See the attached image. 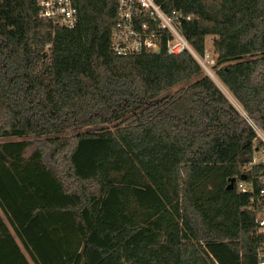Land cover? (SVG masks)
Listing matches in <instances>:
<instances>
[{
    "label": "trees",
    "instance_id": "trees-1",
    "mask_svg": "<svg viewBox=\"0 0 264 264\" xmlns=\"http://www.w3.org/2000/svg\"><path fill=\"white\" fill-rule=\"evenodd\" d=\"M158 1L200 55L216 36L236 103L188 51L113 53L116 0H74L73 29L0 0V264H259L257 204L228 186L259 190L264 0Z\"/></svg>",
    "mask_w": 264,
    "mask_h": 264
},
{
    "label": "built area",
    "instance_id": "built-area-1",
    "mask_svg": "<svg viewBox=\"0 0 264 264\" xmlns=\"http://www.w3.org/2000/svg\"><path fill=\"white\" fill-rule=\"evenodd\" d=\"M37 6L38 16L55 25L73 29L79 22L74 0H38ZM116 11L117 20L111 34V49L116 55L150 54L165 49L176 55L188 51L203 68L211 62L209 51L206 49L204 55H200L183 32L184 23L192 19L191 15L186 16L177 10L167 11L158 0H116ZM253 127L259 141L262 140L260 127L255 124ZM251 165L263 168L258 177L259 190L255 189L254 178L249 181L251 189L246 188L245 180L236 181L235 186L239 193L251 194L257 204V233L263 237L257 255L259 264H264V145L255 151Z\"/></svg>",
    "mask_w": 264,
    "mask_h": 264
},
{
    "label": "rangeland",
    "instance_id": "rangeland-1",
    "mask_svg": "<svg viewBox=\"0 0 264 264\" xmlns=\"http://www.w3.org/2000/svg\"><path fill=\"white\" fill-rule=\"evenodd\" d=\"M216 39V36L210 35L207 37V50L210 53V63L208 64L207 68H203L205 73L208 74L209 76H211L216 83L221 87V89L227 94V96L234 102V98L232 97V95L230 94V92L223 86V84L219 81V79L216 76V70L214 68V65L216 64V54H215V50H214V41ZM197 79L196 77L191 79L188 82L183 83L181 86H186L189 83H191L193 80ZM180 87V86H178ZM178 87L174 88L173 91H175L176 89H178ZM168 94V93H166ZM104 127H109V128H113V124H105L103 125ZM100 126H84V127H79V128H73V129H66L62 132L59 133L60 136H72V135H76L79 133H85V132H89L91 130H95L97 128H99ZM261 139L264 141V131H262V136ZM3 141H9V140H17L16 138H4V139H0ZM245 185L246 188L251 189L252 188V184L248 181H245Z\"/></svg>",
    "mask_w": 264,
    "mask_h": 264
},
{
    "label": "water",
    "instance_id": "water-1",
    "mask_svg": "<svg viewBox=\"0 0 264 264\" xmlns=\"http://www.w3.org/2000/svg\"><path fill=\"white\" fill-rule=\"evenodd\" d=\"M156 53L159 54V53H161V51L158 50ZM236 181H237V178H236V177H232V178L230 179V182H229V186H228V188H229V189H233V188L235 187V183H236Z\"/></svg>",
    "mask_w": 264,
    "mask_h": 264
}]
</instances>
